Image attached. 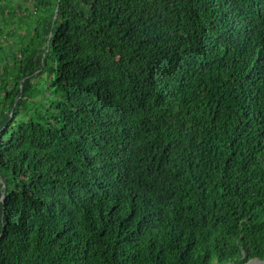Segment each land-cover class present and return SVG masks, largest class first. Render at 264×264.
I'll use <instances>...</instances> for the list:
<instances>
[{
	"label": "trees",
	"instance_id": "16d2710c",
	"mask_svg": "<svg viewBox=\"0 0 264 264\" xmlns=\"http://www.w3.org/2000/svg\"><path fill=\"white\" fill-rule=\"evenodd\" d=\"M251 260L264 0H0V264Z\"/></svg>",
	"mask_w": 264,
	"mask_h": 264
},
{
	"label": "rangeland",
	"instance_id": "374dc122",
	"mask_svg": "<svg viewBox=\"0 0 264 264\" xmlns=\"http://www.w3.org/2000/svg\"><path fill=\"white\" fill-rule=\"evenodd\" d=\"M13 68V63H11L10 69ZM2 69H5V65H3ZM38 87L40 88L43 96H44V100H50V90L49 88L53 86V77L49 76L47 73V76L45 75L40 81H37ZM52 90V89H51ZM43 107H45L46 101H41Z\"/></svg>",
	"mask_w": 264,
	"mask_h": 264
},
{
	"label": "water",
	"instance_id": "95a60500",
	"mask_svg": "<svg viewBox=\"0 0 264 264\" xmlns=\"http://www.w3.org/2000/svg\"><path fill=\"white\" fill-rule=\"evenodd\" d=\"M259 262H261V260H251L247 264H255V263H259Z\"/></svg>",
	"mask_w": 264,
	"mask_h": 264
}]
</instances>
